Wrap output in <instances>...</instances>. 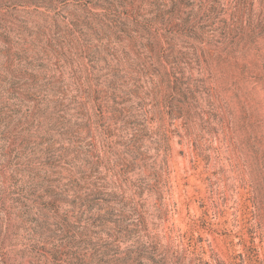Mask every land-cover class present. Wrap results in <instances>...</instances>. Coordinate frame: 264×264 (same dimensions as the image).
Returning <instances> with one entry per match:
<instances>
[{"label": "rangeland", "instance_id": "374dc122", "mask_svg": "<svg viewBox=\"0 0 264 264\" xmlns=\"http://www.w3.org/2000/svg\"><path fill=\"white\" fill-rule=\"evenodd\" d=\"M0 264H264V0H0Z\"/></svg>", "mask_w": 264, "mask_h": 264}]
</instances>
